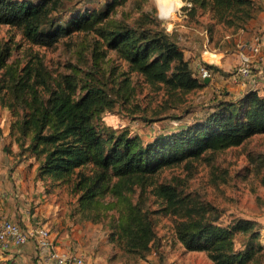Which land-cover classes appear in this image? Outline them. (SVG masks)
<instances>
[{"label":"trees","instance_id":"obj_1","mask_svg":"<svg viewBox=\"0 0 264 264\" xmlns=\"http://www.w3.org/2000/svg\"><path fill=\"white\" fill-rule=\"evenodd\" d=\"M77 1L0 0V26L16 29L31 45L48 48L63 37L83 34L74 44L80 53L91 51L92 60L88 70L72 65L70 73L55 76L40 56L27 62L12 59L13 38L0 37V107L13 117L9 135L21 150L18 156L12 154L14 159L20 162L29 150L41 179L68 184L78 196L79 220L108 225L110 243L133 261L159 246L151 213L132 196L137 185H153V193L165 201L163 211L178 217L175 233L187 250L205 251L215 264H249L263 246L252 242L238 251L235 243L239 233L258 237L254 221L239 218L222 224L221 209L189 201L176 184H155L153 177L264 133V86L236 97L228 94L216 100L205 117L147 141L127 128L104 133L96 120L117 104L129 114L142 110L134 101V75L165 91V109L178 107L186 95L208 84L196 76L180 33L169 31L155 10L143 9L149 0H135L133 10L122 12V17L116 15L117 7L128 0H109L102 10L78 11L67 26L57 23L56 13ZM189 1L191 6L182 8L181 24L195 30L193 23L207 17L205 32L210 34L218 26L232 34L246 29L262 9L257 0ZM134 11L139 16L130 20ZM111 51L127 69L117 73L115 67L108 76L105 64L112 62Z\"/></svg>","mask_w":264,"mask_h":264},{"label":"rangeland","instance_id":"obj_2","mask_svg":"<svg viewBox=\"0 0 264 264\" xmlns=\"http://www.w3.org/2000/svg\"><path fill=\"white\" fill-rule=\"evenodd\" d=\"M108 1L80 0L72 5L67 3V10L63 9L56 13V22L67 26L69 18L78 11L102 10ZM134 2L135 0H128L125 4L119 5L116 15L122 17V12L133 10ZM257 2L264 8V0ZM159 8L161 9L156 0H149L143 9L155 10V15L163 23L164 20L159 18ZM175 10L177 11L174 14ZM175 10L172 17L163 25L167 29L176 26L177 32L183 35L180 45L186 49L197 46L200 57L201 51H205L203 43L206 42L207 17L200 19L196 24L193 23L191 27L195 30L185 31L184 27L177 25L182 22L181 6L175 7ZM137 16L139 12H132L130 20ZM248 26L247 35L235 36L232 31L222 26H218L213 34L207 33L208 38L212 39L211 46L221 50H206L204 57L207 60H218L219 69L214 71L211 84L186 95V100L178 107L165 109V91L155 89L144 82L142 77L134 75L137 86L134 101L141 104L142 110L129 114L117 104L113 110L106 111L99 120H96V123H99L104 133H107L106 129L120 131L127 128L132 134H139L147 141L158 135V132L174 129L181 124L205 117L216 100L228 97L230 90L235 92L240 90L232 78L238 64V44L251 40L254 35L249 24ZM82 36L83 34L74 33L61 38L54 47L48 48L31 45L22 39V35L16 29L0 26L1 38L6 40L13 38L12 59L20 58L27 62L35 56H40L47 69L55 76L70 73L72 65L83 71L88 70L92 61L91 51L85 50L80 53L74 44V41ZM187 36L190 38H186ZM196 43H201L202 46L199 47ZM109 57L112 62L105 64L108 76L115 67L117 73L127 69V64L118 59L114 52L111 51ZM2 72L0 71V79ZM253 72L257 74L258 69L254 68ZM263 84L264 82L260 80V86ZM12 119L10 111L0 107V154L17 153L18 156L21 150L8 134ZM6 148H9V151ZM20 163L24 164L25 178L18 185H14L13 196L18 210L22 213L21 218L26 215V222L24 218L23 221L16 222L27 228L46 226L56 234V238H60L64 232L71 234L76 226L81 227L91 238V241L84 245L83 251H78L86 255L88 264H215L205 251L187 250L178 240L175 233L178 217L163 211L165 201L153 193V185L146 187L137 185L132 196L134 202L140 203L151 213L160 240L159 246L153 248L144 259L133 261L110 243L111 230L108 225L79 220L76 211L79 205L78 196L70 191L68 184L50 178L41 179L38 162L29 150H24ZM153 180L155 184L174 183L187 200L221 209L222 224H233L239 218L254 221L258 237L253 238L249 234L239 233L235 246L236 250L240 251L245 249L248 243H260L263 246L262 251L258 252L249 264H264V245L261 241L264 229V133L249 138L240 146L207 152L201 158L191 160L190 165L183 162L178 166L165 168L156 173ZM5 262L19 264L11 260H0V264Z\"/></svg>","mask_w":264,"mask_h":264},{"label":"built area","instance_id":"obj_3","mask_svg":"<svg viewBox=\"0 0 264 264\" xmlns=\"http://www.w3.org/2000/svg\"><path fill=\"white\" fill-rule=\"evenodd\" d=\"M183 6H191V2L184 0L181 8ZM176 11H174V14ZM172 13L165 14L159 8V18L164 20V22L172 17ZM180 14L183 17V9ZM205 36L206 42L209 43L207 32H205ZM238 46V64L233 74V82L240 86L243 92L257 89L260 87V80H264V33L255 34L251 40L243 41ZM206 50L208 51L209 49ZM254 68L258 69L257 74L253 72ZM213 73V69L207 67L203 62L196 67L195 74L200 79L210 78ZM30 241L35 243L39 254L46 258L49 263L87 264L85 254L77 250H60L55 243L51 230L46 226L27 228L21 223L8 218L0 220V245L3 248H21ZM261 241L264 245V229L261 234Z\"/></svg>","mask_w":264,"mask_h":264},{"label":"crops","instance_id":"obj_4","mask_svg":"<svg viewBox=\"0 0 264 264\" xmlns=\"http://www.w3.org/2000/svg\"><path fill=\"white\" fill-rule=\"evenodd\" d=\"M180 20H182V18ZM177 25L184 27L185 31L189 30L187 29L185 25L181 23L179 24L177 23ZM249 25L251 27L250 28L251 32L253 31L254 35L257 34V32H260L261 34L264 33L263 32L264 31V8L257 10L255 17L250 21ZM174 29L178 31L176 26L168 30L172 31ZM248 29H249V26L246 29L240 30L237 33H235V36H239L241 34L247 35L246 31H248ZM182 38H183V35L180 34V39ZM186 38H188V36ZM196 45H198L199 47L202 46L201 43H198V44L196 43ZM203 45L205 47L204 49L205 51L206 49L214 50V51L221 50L215 47L213 48L210 42L209 43L205 42L203 43ZM183 49L185 51L186 57L190 58L192 62L194 63V65L196 64V67L201 62L203 63L205 62L208 64L218 66V63H219L218 60L216 59L207 60L204 57L205 51H201V55L199 57L197 46L195 45L188 47V49L183 47ZM217 55H215V57H217ZM206 82L208 85L211 84L213 82V77L211 76L210 78H208ZM238 88L240 90L239 91L236 90V92L230 90L229 92L230 96L236 97L243 92L240 86H238ZM23 165L24 164L20 163L19 161L16 162L13 155L11 154L6 155L5 153L1 152L0 154V220L6 217H9L11 220L21 222L23 221V218H24V221L26 219L25 218L26 215H24L23 218H21L22 213L20 212V210H18L16 199L13 196L14 191H15L14 185L16 184L18 185V183L23 181V178H25ZM21 176L23 177L21 178ZM52 236L54 237L55 243L60 250L83 251V249L85 248L84 245H86L87 242L91 241V238L89 237V235L86 234L84 230L79 226H76L75 230L71 234L68 232H64L62 233L60 238H56V234H54V232L52 231ZM0 260H11L12 262L14 261L19 264H52V263H49V261L46 258H44L43 256L39 254L35 246V243L33 241L28 242L21 248L5 249L0 245ZM5 264H7V262H5ZM87 264H88V261H87Z\"/></svg>","mask_w":264,"mask_h":264},{"label":"clouds","instance_id":"obj_5","mask_svg":"<svg viewBox=\"0 0 264 264\" xmlns=\"http://www.w3.org/2000/svg\"><path fill=\"white\" fill-rule=\"evenodd\" d=\"M184 0H156V3L158 6H160L162 9H168V14H171V9L173 6L180 7L182 6Z\"/></svg>","mask_w":264,"mask_h":264},{"label":"bare ground","instance_id":"obj_6","mask_svg":"<svg viewBox=\"0 0 264 264\" xmlns=\"http://www.w3.org/2000/svg\"><path fill=\"white\" fill-rule=\"evenodd\" d=\"M175 9V6H173V8L171 9V12H173V10ZM161 10H162V12H164V13H166V14H168V9H162L161 8Z\"/></svg>","mask_w":264,"mask_h":264},{"label":"water","instance_id":"obj_7","mask_svg":"<svg viewBox=\"0 0 264 264\" xmlns=\"http://www.w3.org/2000/svg\"><path fill=\"white\" fill-rule=\"evenodd\" d=\"M207 80H208V78L205 79V81H207Z\"/></svg>","mask_w":264,"mask_h":264}]
</instances>
